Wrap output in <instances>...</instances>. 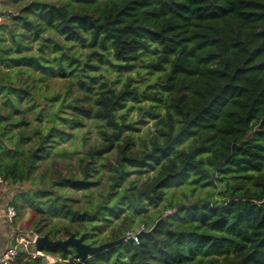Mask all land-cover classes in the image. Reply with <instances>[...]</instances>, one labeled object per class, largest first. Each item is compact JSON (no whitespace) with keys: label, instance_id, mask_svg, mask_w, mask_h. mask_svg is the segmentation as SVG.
Listing matches in <instances>:
<instances>
[{"label":"trees","instance_id":"trees-1","mask_svg":"<svg viewBox=\"0 0 264 264\" xmlns=\"http://www.w3.org/2000/svg\"><path fill=\"white\" fill-rule=\"evenodd\" d=\"M0 3V178L30 186L18 219L123 241L17 264H264V0ZM88 121L93 144L59 148Z\"/></svg>","mask_w":264,"mask_h":264},{"label":"rangeland","instance_id":"rangeland-1","mask_svg":"<svg viewBox=\"0 0 264 264\" xmlns=\"http://www.w3.org/2000/svg\"><path fill=\"white\" fill-rule=\"evenodd\" d=\"M2 4L0 3V14L2 13ZM5 16L0 17V22L2 20H4ZM107 68H111V67H107ZM142 77L139 78L140 81L145 80V82H149L147 81V79L145 77L144 72L141 73ZM109 79H116L117 75L115 70H110L109 72ZM132 76H135V74L133 73ZM52 84V91L54 92L55 90H63V83H58L56 81H50ZM144 85V84H142ZM118 87H120V85H118ZM51 92V90H50ZM75 93H72V96H74ZM137 113V110L135 109L132 113L131 116H135ZM154 125V121L149 119L147 124L141 125V129L139 131V133L136 134H140V135H145L149 132L150 129L153 128ZM96 125L92 122V121H88L86 127H82L80 129H78L77 131V136L75 137L74 140H63L59 146V148H67L70 152L76 150H80V151H84L88 146H90L91 144H93L97 139H98V133H97V129H96ZM78 154L73 155V157L71 158H67L64 157V160L66 161H73L75 162L78 158ZM152 174V173H151ZM147 175H142L141 177L144 179ZM30 190V186L29 184H26L25 187H21L19 189H16L14 187L11 186L9 195H10V201L13 200V198H15L17 195H20L24 192H28ZM222 190V185H221V189L220 188H215L214 192L215 194L217 193V195L219 194V192ZM80 196V194L78 195ZM24 200L22 199L20 202H23ZM150 210H152V208H150ZM33 216L32 210H30L29 208L26 209L25 211V215L23 218H19L16 221L15 227L14 229L17 230L19 235H26L28 233L34 232L33 230H30L27 226L28 223L31 221V218ZM8 245H14L13 242L9 243ZM52 258L49 257L48 260H51Z\"/></svg>","mask_w":264,"mask_h":264},{"label":"built area","instance_id":"built-area-1","mask_svg":"<svg viewBox=\"0 0 264 264\" xmlns=\"http://www.w3.org/2000/svg\"><path fill=\"white\" fill-rule=\"evenodd\" d=\"M10 189V183L0 178V224H4V226L11 229L10 237L14 243V245L7 247L0 246V264H17V259L21 251L27 252L28 256L32 259L44 257V254L36 248V242L39 238L36 233L31 232L26 235H19L17 230L14 229L18 217L17 210L12 204V201H10ZM131 238L136 243H139L137 235H132ZM48 258H46V264H51L56 261L54 258L51 260H48Z\"/></svg>","mask_w":264,"mask_h":264},{"label":"water","instance_id":"water-1","mask_svg":"<svg viewBox=\"0 0 264 264\" xmlns=\"http://www.w3.org/2000/svg\"><path fill=\"white\" fill-rule=\"evenodd\" d=\"M85 237H75V235L70 236L65 240L54 241L50 239L49 236L39 237L36 242V248L38 251H43L44 249L60 248L63 251H67L70 247H73L76 252V259L85 262L89 258L103 251L109 250L121 244L123 241L119 240L116 242H109L100 246H92L84 242Z\"/></svg>","mask_w":264,"mask_h":264},{"label":"crops","instance_id":"crops-1","mask_svg":"<svg viewBox=\"0 0 264 264\" xmlns=\"http://www.w3.org/2000/svg\"><path fill=\"white\" fill-rule=\"evenodd\" d=\"M11 229L4 226V224H0V246L1 247H7L11 243Z\"/></svg>","mask_w":264,"mask_h":264}]
</instances>
